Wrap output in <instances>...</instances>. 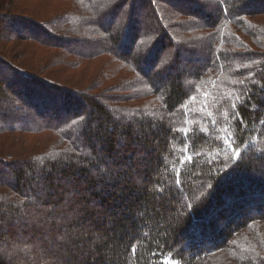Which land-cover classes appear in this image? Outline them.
I'll use <instances>...</instances> for the list:
<instances>
[{
  "label": "trees",
  "instance_id": "1",
  "mask_svg": "<svg viewBox=\"0 0 264 264\" xmlns=\"http://www.w3.org/2000/svg\"><path fill=\"white\" fill-rule=\"evenodd\" d=\"M0 25V264H264V0H0Z\"/></svg>",
  "mask_w": 264,
  "mask_h": 264
},
{
  "label": "rangeland",
  "instance_id": "2",
  "mask_svg": "<svg viewBox=\"0 0 264 264\" xmlns=\"http://www.w3.org/2000/svg\"><path fill=\"white\" fill-rule=\"evenodd\" d=\"M193 6H196L194 3L193 4H191V7H193ZM145 13H143V17H141L140 16V18H141V24L143 25V24H145L146 22H149L148 21V18H146L145 17ZM145 17V18H144ZM120 22L121 21H119L118 19L116 20V22H115V25H116V27H115V25H114V31H121V29H120ZM169 22H171V21H169ZM168 23V22H167ZM169 24V23H168ZM1 26V25H0ZM22 34H24V33H22ZM169 36H171V35H169ZM170 41H172L171 40V38H170ZM185 43H183V46L184 47H187V44H185ZM79 43H77V47H79ZM188 47H191V46H188ZM182 61H185V60H187V62L186 63H184V64H188V63H190V64H188V66L189 65H191L193 62H192V60L193 59H191V57L190 56H185V54H182ZM181 63V62H180ZM182 64V63H181ZM183 66V65H182ZM181 66V67H182ZM259 178H261V177H259ZM230 182H232L233 180H229ZM226 185H229V183H227ZM244 185V184H243ZM254 186V185H253ZM247 187V186H246ZM241 190H239V192L237 191V192H235L234 194H232V195H230L231 196V199H228L227 198V194H226V196H225V198H227L225 201H226V203H219V205L217 204V205H215L214 207L216 208L217 206H219L218 207V209L217 210H215V208H213V207H211L210 209H208V211H207V213H206V215H205V218H208V220L210 219H213V222L214 221H217V220H219L218 219V214H222V218H221V220H220V222H214L215 223V225L214 226H212V228H213V230L211 231L212 232V234H213V236H214V234H215V232L216 231H218V229H220V231H221V229H223V227H220V226H223L224 224H225V222L226 221H228V219L230 220V221H234L236 218H238L239 216H241L242 214H244L245 212H248L249 211V209L246 207V208H244L243 209V207H244V205L242 204V203H238V197H243V198H245V197H248V196H250L251 194H252V192L251 191H249V188L248 189H246V188H241V187H239ZM212 191V189L209 191V194H210V192ZM224 191V190H223ZM228 191V192H227ZM229 191H231V189H229V188H227L226 189V192L227 193H229ZM244 191V192H243ZM223 193H225V191L223 192ZM208 194V195H209ZM207 195V196H208ZM221 195V194H220ZM242 195V196H241ZM255 202H257V201H255ZM228 205V208H227V210H226V207H225V210L221 213V211H222V209L224 208V206L225 205ZM255 207H257V205H255ZM255 207H252V209L253 210H256L255 209ZM225 212V213H224ZM215 216H216V218H215ZM204 218V217H203ZM226 219V221H224ZM201 221H203L202 219H201ZM213 223V224H214ZM226 225V224H225ZM224 225V226H225ZM197 230V229H196ZM220 231L218 232L219 234H215V236L217 235V237L218 236H220ZM211 236L212 235H209L208 236V238L210 239L211 238ZM211 239H213V238H211ZM204 242V241H203ZM204 243H206L205 245H212V244H209L208 243V241H205ZM197 244H202L201 243V241L198 243L197 242ZM212 246H206V248H211ZM195 251V250H194ZM207 253H209V252H207ZM210 253H212V252H210ZM210 256H211V254H210ZM225 256H227V254H225V253H220V254H217V256L216 257H218L217 259L218 260H222V259H224L223 257H225ZM207 257H209V256H207ZM229 262H230V260H225V261H223V263H220V262H217L216 260H212V259H210V260H208V262H203V263H201V264H229Z\"/></svg>",
  "mask_w": 264,
  "mask_h": 264
},
{
  "label": "snow or ice",
  "instance_id": "3",
  "mask_svg": "<svg viewBox=\"0 0 264 264\" xmlns=\"http://www.w3.org/2000/svg\"><path fill=\"white\" fill-rule=\"evenodd\" d=\"M240 83L243 84L244 81H240ZM191 99L195 100V97H191ZM237 99H239V97H237ZM250 99H251V97H249V100H250ZM232 107L235 109V108L237 107V105L234 103V104L232 105ZM208 115L211 116V113H208ZM84 119H85V118L82 116V117H81V120H84ZM241 120H242V118H241ZM72 123L75 124L76 121L73 120ZM213 124H215V121H213ZM182 131H184V135L187 137L188 132H187L186 130H182ZM225 139H226V141L228 142L229 147H231V143H232L231 135H229V136L226 137ZM232 150L235 152V155H236L237 157L240 156V152H239L238 148H237V149H232ZM187 160H188V161H191V156H188V157H187ZM182 162H183V161H182ZM177 183H179V179H178V178H177ZM136 251H137L136 247L133 246V248H132V252H133V254H135ZM163 264H179V262L173 260L172 258H166V259L164 260Z\"/></svg>",
  "mask_w": 264,
  "mask_h": 264
}]
</instances>
